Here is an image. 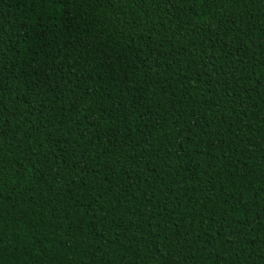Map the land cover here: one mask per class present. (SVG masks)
<instances>
[{"label": "trees", "instance_id": "obj_1", "mask_svg": "<svg viewBox=\"0 0 264 264\" xmlns=\"http://www.w3.org/2000/svg\"><path fill=\"white\" fill-rule=\"evenodd\" d=\"M0 264H264V0H0Z\"/></svg>", "mask_w": 264, "mask_h": 264}]
</instances>
